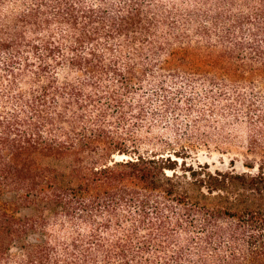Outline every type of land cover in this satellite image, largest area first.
Returning <instances> with one entry per match:
<instances>
[{"label":"trees","instance_id":"obj_1","mask_svg":"<svg viewBox=\"0 0 264 264\" xmlns=\"http://www.w3.org/2000/svg\"><path fill=\"white\" fill-rule=\"evenodd\" d=\"M202 4L0 0V264H264V0ZM157 71L201 96L153 106ZM212 144L255 159L186 162Z\"/></svg>","mask_w":264,"mask_h":264},{"label":"rangeland","instance_id":"obj_2","mask_svg":"<svg viewBox=\"0 0 264 264\" xmlns=\"http://www.w3.org/2000/svg\"><path fill=\"white\" fill-rule=\"evenodd\" d=\"M218 0H211V4L216 3ZM150 6L159 10L161 13H165V11H169L171 9H180L181 13H184L183 9L188 8L191 10H203L202 0H148ZM152 3V4H151ZM211 7V6H210ZM186 80L183 79L181 75L172 74V73H163L157 71V73L149 75L142 82V86L140 89V98H146L148 96L152 99V105L157 108L162 107L163 98L161 97V85L167 89L169 94H167L170 98L175 95L177 91H185L194 99L198 100L201 96L203 89L195 84L192 86L186 85ZM183 89V90H182ZM179 101V100H178ZM184 99L181 98V105H183ZM201 102L198 103V105ZM195 105L196 102H195ZM206 106H204L205 108ZM206 109V108H205ZM178 115V116H177ZM174 115L173 113L167 114L164 119L157 118L155 126L147 133V130H142L139 134L141 139L146 138L148 144L142 145L140 153H146L149 151H159L157 145L159 143V138L165 136L169 133V130H172L173 127L176 126H192V122L197 119V113L189 111H183ZM214 118L213 116H208L206 119L211 120ZM182 128L181 131L183 132ZM145 142V141H144ZM147 143V142H145ZM150 143V144H149ZM117 160H120L121 157H116ZM122 159H127L123 157ZM255 159L252 156H248L245 153L244 148L240 147H228V146H215L214 144L209 145L207 147L204 146H195L193 148L188 149V155L186 158V162L196 165V164H207L212 170L219 169L225 170L231 161L234 162L235 168L238 171H241L243 162H251Z\"/></svg>","mask_w":264,"mask_h":264}]
</instances>
